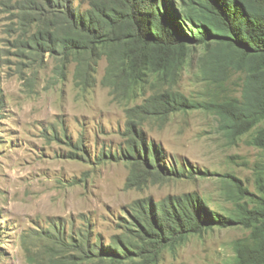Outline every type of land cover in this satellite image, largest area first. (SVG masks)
Masks as SVG:
<instances>
[{
    "label": "rangeland",
    "instance_id": "374dc122",
    "mask_svg": "<svg viewBox=\"0 0 264 264\" xmlns=\"http://www.w3.org/2000/svg\"><path fill=\"white\" fill-rule=\"evenodd\" d=\"M47 15L44 0H0V264H234V242L250 232L243 225L157 249L139 216L185 194L220 214L238 197L264 203V149L252 143L257 128L232 138L204 110L133 112L170 84L150 74L132 90L110 87L102 58L84 85L72 57L43 48L37 54L32 38ZM204 53L201 45L190 48L171 91L204 97ZM140 131L170 170L183 166L187 174L138 173L123 151L142 142Z\"/></svg>",
    "mask_w": 264,
    "mask_h": 264
},
{
    "label": "trees",
    "instance_id": "16d2710c",
    "mask_svg": "<svg viewBox=\"0 0 264 264\" xmlns=\"http://www.w3.org/2000/svg\"><path fill=\"white\" fill-rule=\"evenodd\" d=\"M87 2L89 6L82 8L75 0H44L48 15L32 38L37 54L43 48L64 59L72 57L76 76L84 85L91 84L102 58L107 61L103 83L110 87L132 90L150 74H157L170 84L169 89L152 95L133 112L166 115L204 110L214 113L232 138L257 128L252 143L264 149V0ZM199 45L205 48L199 76L208 88L203 98L191 99L171 87L188 63L190 48ZM138 134L142 142L123 151L138 173L156 179L187 174L183 166L170 170L164 164V152L145 143L142 131ZM150 210L145 207L139 218L157 249L161 245L176 248L214 227L240 224L250 232L235 240L234 264H264V203L238 197L228 213L220 214L208 209L203 198L185 194L161 203L155 212ZM107 251L118 255L113 247Z\"/></svg>",
    "mask_w": 264,
    "mask_h": 264
}]
</instances>
